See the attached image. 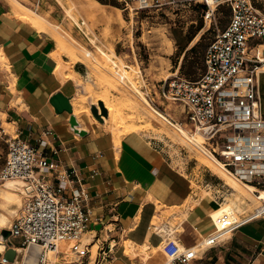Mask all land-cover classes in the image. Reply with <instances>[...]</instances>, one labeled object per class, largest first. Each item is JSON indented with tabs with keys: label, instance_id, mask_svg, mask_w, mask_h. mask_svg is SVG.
Listing matches in <instances>:
<instances>
[{
	"label": "crops",
	"instance_id": "1",
	"mask_svg": "<svg viewBox=\"0 0 264 264\" xmlns=\"http://www.w3.org/2000/svg\"><path fill=\"white\" fill-rule=\"evenodd\" d=\"M59 52L49 32L21 20L8 0H0V165L9 135L16 134L60 167L74 169L76 175L64 183V194L69 195L74 185L86 188L84 204L91 213L85 238L93 247L113 245L106 264H164L168 257L162 247L170 237L181 247L196 246L214 228L211 212L221 204V194L201 196L194 191L165 148L145 133L131 131L116 143L113 134L93 127L89 120L83 124L77 115L78 124L73 126L74 84L65 80L69 74L62 78L56 72ZM58 93L68 98L72 111L55 108L51 98ZM259 94L264 114V72ZM198 181L218 193L225 187L212 173H203ZM173 207L179 211L165 216L164 210ZM157 215L165 217L159 226L153 223ZM178 217L182 220L172 229L171 222ZM126 241L146 244L147 257H129ZM11 246L24 248L26 255L28 248ZM190 264H264V217L199 249Z\"/></svg>",
	"mask_w": 264,
	"mask_h": 264
},
{
	"label": "built area",
	"instance_id": "2",
	"mask_svg": "<svg viewBox=\"0 0 264 264\" xmlns=\"http://www.w3.org/2000/svg\"><path fill=\"white\" fill-rule=\"evenodd\" d=\"M119 1L131 10L165 4L203 5L201 14L209 24L216 23L219 7L230 10L227 24L208 44L196 78L179 75L176 70L175 76L162 84L163 94L182 106L183 119L172 124L200 132L222 168L253 186L254 206L248 215L232 218L229 212H222L213 221V230L193 247H181L171 237L166 240L162 249L168 260L164 264H190L199 249L206 250L245 222L264 217V114L259 94V76L264 72V11L254 0ZM73 175L74 169L60 167L18 135H9L0 184L15 181L22 196L9 237L19 236L20 247L38 246L37 264H49L50 251L69 264H106L110 259L113 245L96 246L93 256V245L84 241L91 213L84 204L86 188L74 185L69 195L64 194V183ZM14 248L19 253L18 247Z\"/></svg>",
	"mask_w": 264,
	"mask_h": 264
},
{
	"label": "rangeland",
	"instance_id": "3",
	"mask_svg": "<svg viewBox=\"0 0 264 264\" xmlns=\"http://www.w3.org/2000/svg\"><path fill=\"white\" fill-rule=\"evenodd\" d=\"M16 1L29 13H38L39 23L43 26L39 28L24 17L16 15L13 10V3ZM61 1L63 5L56 0H8L18 18L38 29L44 28L41 30L49 32L56 40L60 51L58 61L62 66L56 72L66 78L73 69L68 75L70 78L65 79L74 84L71 102L83 98L82 104L88 108L80 122L84 124L89 120L93 125L91 107L102 106L104 103L108 114L103 117V121L99 118L105 122V127L99 128L113 134L116 143L118 138L121 139L131 131L145 133L165 148L170 162L182 169L181 172L194 191H199L201 196L221 194V204L211 212L213 221L222 212H229L232 218L248 215L254 206L251 190L236 181L205 155L199 146L194 142L195 145L191 144L181 130L180 132L156 112L166 114L172 122L183 119L182 106L163 94L162 84L174 77L176 70L179 75L193 77L188 75L191 63L193 70L197 74L200 72L208 44L228 22V7H219L215 12L216 23L209 24V20L206 21L202 16L203 8L199 4H165L161 7L131 10L119 0H115L119 6L99 0ZM254 1L264 11V0ZM194 45L196 49L192 51L191 47ZM106 104L113 105L111 114ZM5 126L12 130L9 124ZM203 173H212L213 178L225 184L223 190L218 193L200 186L198 180ZM9 187L17 193L20 202L16 200L15 205L9 206L7 211L0 206V212L6 217V225L1 226L0 233L4 228L5 231L9 230L22 202L20 187L15 181L0 184V189ZM191 204L194 205L195 202L192 201ZM160 209L158 207V213ZM177 211L179 207H173L165 209L164 213L166 216ZM163 220L165 217L157 215L153 223L159 226ZM181 220L182 217L175 218L171 222V228ZM7 240L10 246L21 244L19 236L8 237ZM84 241L87 242L88 239L85 238ZM146 248V244L139 246L131 241L125 242V253L131 258L145 259L148 255ZM4 251H0V261ZM92 252L94 256L96 246ZM57 254H53L49 264H58L60 261L67 264ZM22 260L23 250H19L13 264H23Z\"/></svg>",
	"mask_w": 264,
	"mask_h": 264
},
{
	"label": "bare ground",
	"instance_id": "4",
	"mask_svg": "<svg viewBox=\"0 0 264 264\" xmlns=\"http://www.w3.org/2000/svg\"><path fill=\"white\" fill-rule=\"evenodd\" d=\"M60 5L62 3L61 0H56ZM13 10L16 13V15L24 17L26 20L32 22L33 24H36L39 28L43 26V24L39 23V14L36 12H32L29 13L27 10H25L24 6L22 4H20L19 2H15L13 3ZM65 10H68L65 8ZM69 11V10H68ZM72 15V14H71ZM73 17V16H71ZM74 18V17H73ZM76 18V17H75ZM85 22V21H84ZM32 24V25H33ZM44 29V28H41ZM59 41V40H58ZM60 42V41H59ZM2 60V59H1ZM59 68H62L61 64H59ZM63 70V69H62ZM67 72V71H66ZM69 74H71V71H69ZM66 75V74H65ZM67 76V75H66ZM83 97V96H82ZM99 97L96 99L98 100ZM106 99H104L105 101ZM82 102H84L83 98H79L77 99V102H72L73 105V111H74V115L76 117H78V119H83V114L88 112V108L84 107ZM107 107L109 108V112L111 114L112 110H114L113 105H109L106 104ZM97 110H98V114L100 116V119H102L103 121V117L107 116L108 112L106 107L104 106V103L102 106H97ZM106 111V114H105ZM163 119H165L166 121L170 122L172 124V121L170 120V118H168V116L166 114L160 113L158 111H156ZM87 118V117H86ZM90 117H88L89 119ZM93 127H102L101 123H105L99 120V118H97L95 115H93ZM100 121V122H99ZM173 125H175L176 129H178L179 131L181 130L188 138V141L191 144H196V146H199L198 148L201 149V151L209 156L211 159H213L220 167H222V165L220 164V162L218 161L217 158H215V156L207 149V147L204 145V138L202 136V134L198 131L194 132V133H189L188 131H186L182 126L176 125L173 123ZM105 127V126H104ZM107 129V128H106ZM180 131V132H181ZM201 142H200V140ZM194 142V143H193ZM194 144V145H195ZM235 179V178H234ZM236 181H238L239 183L247 186L250 190L253 189V186L251 184L245 183V182H241L237 179H235ZM8 181H12V180H8ZM7 182V181H6ZM17 193L14 192L12 190V187H9V189H0V206H3V208L7 211V209L9 208V206H13L15 205V201L17 200L18 202H20L19 197L16 195ZM5 215L0 212V228L1 226H5L6 225V219H5ZM5 238H6V231L5 228L3 229V231H1L0 233V251L3 252L4 251V245H5ZM28 248L27 253L25 256H23V260L22 263L23 264H37V259H38V252H39V247H35V246H29V247H25ZM18 250H23V254H24V248H18ZM36 253V254H35ZM53 252H49L48 253V257L50 259H52L53 257ZM57 259V258H56ZM69 260V259H68Z\"/></svg>",
	"mask_w": 264,
	"mask_h": 264
},
{
	"label": "water",
	"instance_id": "5",
	"mask_svg": "<svg viewBox=\"0 0 264 264\" xmlns=\"http://www.w3.org/2000/svg\"><path fill=\"white\" fill-rule=\"evenodd\" d=\"M51 102L54 104L55 108L58 111H62V110L72 111V107L70 106V104L68 102V98L63 96L61 93L55 94L51 98ZM91 111H92L93 115H95L97 118H100L96 106H92ZM105 114H106V111H105ZM71 123L73 126L77 125V122L75 120L74 115H72V117H71ZM9 236H10V231L8 230V231H6L5 240H7ZM9 243L10 242H8L9 247L5 250V252L2 255V260L0 261V264H13V262L15 261V258L17 256V252H16V249L14 247L10 246ZM31 246H35V245H31ZM35 247H38V246H35ZM39 254H40V248H39L38 256H39Z\"/></svg>",
	"mask_w": 264,
	"mask_h": 264
},
{
	"label": "trees",
	"instance_id": "6",
	"mask_svg": "<svg viewBox=\"0 0 264 264\" xmlns=\"http://www.w3.org/2000/svg\"><path fill=\"white\" fill-rule=\"evenodd\" d=\"M99 1H101L102 3H109V4H112V5H115V6H119V4L115 1V0H99ZM200 7L201 8H205V6H203V5H200ZM229 12H230V10H229ZM196 49V45H194V46H192L191 47V50L193 51V50H195ZM192 63L190 64V68H189V71H188V75L189 76H193V77H188V76H186V77H188V78H191V79H195L196 78V76H197V73H196V71L195 70H193V68H192ZM202 68H203V66H202ZM201 68V69H202Z\"/></svg>",
	"mask_w": 264,
	"mask_h": 264
}]
</instances>
